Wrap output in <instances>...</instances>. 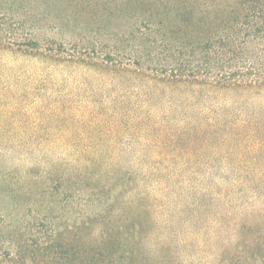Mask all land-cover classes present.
<instances>
[{"label": "trees", "instance_id": "obj_1", "mask_svg": "<svg viewBox=\"0 0 264 264\" xmlns=\"http://www.w3.org/2000/svg\"><path fill=\"white\" fill-rule=\"evenodd\" d=\"M126 3L139 11L138 26L107 37L98 27L100 41L106 37L112 45L68 53L63 45L56 48L54 40L43 50L30 39L44 16L41 0H0V12L10 10L14 18L9 29L0 26V49L18 47L26 56L96 68L97 77L111 81L105 101L115 140L120 131L133 139L141 134L147 147L122 156L98 154L91 144L76 150L84 140L67 139L64 144L71 149L59 156V163L84 179L98 169L99 177L124 172L122 182L129 187L125 201L110 222L98 221L92 230L85 226L82 230L92 232L87 238L79 229L74 259L61 258L52 247L27 250L19 238L0 234V264H175L168 233H180L173 225L181 222L194 229L204 217L219 232L228 223L244 221L242 235L252 237L242 242L246 248L240 264H248L247 251L258 256L264 250V0ZM20 30L24 34H17ZM6 32L23 40L9 39ZM223 94L236 98L225 104L201 99ZM91 103L96 121L105 120L101 101ZM48 142L55 141L38 144ZM206 149L225 161L223 177L216 169L171 165L205 158ZM189 210L192 216L186 215Z\"/></svg>", "mask_w": 264, "mask_h": 264}, {"label": "rangeland", "instance_id": "obj_2", "mask_svg": "<svg viewBox=\"0 0 264 264\" xmlns=\"http://www.w3.org/2000/svg\"><path fill=\"white\" fill-rule=\"evenodd\" d=\"M41 1L39 12H44V16L30 39L40 42L43 50L53 40L56 48L63 45L68 53L74 49H90L94 44L104 48L113 44L106 39L107 35L117 32L119 35L120 30L140 24L139 11L132 10L126 0ZM234 2L224 0V5ZM12 18L10 10L1 11L0 26L4 23V29H9ZM100 22L102 25H98ZM98 27L102 34L107 31L101 41ZM16 32L24 34L23 30ZM17 34L12 36L6 32L5 36L14 39ZM16 40L23 39L19 36ZM16 49L13 52L0 49V234L10 240L19 238L27 250L37 245L52 247L61 258L67 257L70 261L74 259L79 229L87 238L92 232L82 230L85 226L92 230L98 221L110 222L109 217L115 218V210L125 201L124 192L129 187H125L128 182H122L124 172H116L115 178L99 177L98 169L96 175L84 179L75 169L60 164L59 156L71 149L64 142L84 140L77 144L76 150L91 144L98 154L113 152L121 156L133 150L144 152L147 147L141 134L133 139L120 131L121 137L115 140L105 101L111 81L97 77L96 68L89 70L82 64L26 56ZM106 52L103 50L102 54ZM205 96L201 99L210 104H225L236 98L229 94ZM93 99L101 101L100 116L105 119L101 122L94 116ZM83 136L89 138L85 140ZM46 139L55 142L38 144ZM204 152L205 158L171 165L216 169L221 172L219 177H223L225 161L220 155L215 156L213 150ZM186 215L192 216V212L189 210ZM134 218L137 220L130 216ZM235 221L232 225L226 224L228 227L224 226L226 229L221 232L206 217L194 229L182 222L173 225L180 233H168L172 241L166 243L171 249V258L175 264H240L239 260H244L239 259L240 254L246 248L242 242L246 243L252 234L242 235L244 221ZM237 228L240 233L235 232ZM249 252L243 255L248 264H264V250L258 256L254 250Z\"/></svg>", "mask_w": 264, "mask_h": 264}]
</instances>
